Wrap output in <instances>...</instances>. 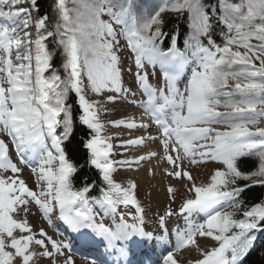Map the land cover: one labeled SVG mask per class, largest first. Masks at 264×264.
Masks as SVG:
<instances>
[{"label":"snow or ice","instance_id":"6c2138e0","mask_svg":"<svg viewBox=\"0 0 264 264\" xmlns=\"http://www.w3.org/2000/svg\"><path fill=\"white\" fill-rule=\"evenodd\" d=\"M120 102L140 120L102 118ZM145 165L165 178L155 228L136 179H117ZM257 186L264 0H0V264H243L264 235Z\"/></svg>","mask_w":264,"mask_h":264},{"label":"rangeland","instance_id":"374dc122","mask_svg":"<svg viewBox=\"0 0 264 264\" xmlns=\"http://www.w3.org/2000/svg\"><path fill=\"white\" fill-rule=\"evenodd\" d=\"M123 43V41H122ZM127 55V53L125 54ZM130 61L129 60H125V64L127 65ZM150 79L152 80L153 83H158L159 82V72H157V75L155 78L150 77ZM125 82L129 85L132 86V77L129 74H125ZM183 83H186L185 81H182L181 86L183 87ZM137 110V111H136ZM139 110V111H138ZM142 109L137 108L136 106L130 104V103H126V102H120L117 103L115 105V111L103 116V119H119L122 117H135L137 120L141 117V111ZM131 115V116H130ZM117 130L116 129H112L111 132L115 133ZM124 136L125 138H127L128 136V130L126 131V129H120L119 130ZM139 133V134H138ZM153 133L155 134V130L153 129ZM138 135H142V132H138ZM118 143V141H117ZM216 165L209 163L208 165L201 167L200 169L197 170V175L200 176L201 178H203L206 174V171L208 169H211L213 167H215ZM146 165L141 168L139 171H121L119 176L117 177V179H121L124 177H131L136 179L137 183L139 184V198L143 201V203L147 206V205H151L150 208H146V211L148 212V216L146 217L147 221H148V225L150 228H155L156 227V217L154 215V213L157 211L158 208H162L163 204H164V199H165V193H164V184H165V178L161 175V177L163 178V193H162V197H164V199L162 201L160 200H156L154 196L151 197V195L149 196L148 193H150V186L147 185L145 186L144 184V180H145V173H146ZM145 169V171H144ZM142 172V173H141ZM143 174V176H142ZM25 178L28 180V182L31 184L32 183V176H31V172L25 170ZM29 178V179H28ZM30 180V181H29ZM161 202V203H160ZM177 203H179V201H177ZM31 222L34 226H39V227H44L46 231L49 232L50 235H53L54 238L59 239L61 237V235H57V230H56V226H54V219H56V215H53V224H49L46 220H44L41 215L39 213H36V215L32 216L31 218ZM175 222H181L182 221H170V227L173 226V224ZM46 225V226H45ZM185 255H194V254H190V253H185ZM77 264H88L87 261L85 260H80V259H76ZM41 264H47V261L42 260Z\"/></svg>","mask_w":264,"mask_h":264},{"label":"trees","instance_id":"16d2710c","mask_svg":"<svg viewBox=\"0 0 264 264\" xmlns=\"http://www.w3.org/2000/svg\"><path fill=\"white\" fill-rule=\"evenodd\" d=\"M48 3L49 0H41L42 11L47 9ZM185 32H187V29L183 25H181L182 39ZM85 131V129L78 126L76 130V136L74 137L72 144L69 145V149L73 154V158L81 163L84 161L86 156V153L80 144V140L84 137ZM254 166L255 162L251 160L243 161L241 163L242 169L246 171L251 170ZM80 175H87L90 179L96 178L95 170H89L87 168H85ZM77 182H79V180ZM245 197L250 201H258L261 197H264V187L257 186L252 188L249 192L245 193ZM243 264H264V235H260L258 237V240L255 242L254 248L245 258Z\"/></svg>","mask_w":264,"mask_h":264},{"label":"bare ground","instance_id":"6f19581e","mask_svg":"<svg viewBox=\"0 0 264 264\" xmlns=\"http://www.w3.org/2000/svg\"><path fill=\"white\" fill-rule=\"evenodd\" d=\"M137 111V110H136ZM139 111V110H138ZM141 111V110H140ZM142 112V111H141ZM140 112V113H141ZM131 116V115H130ZM126 117V116H125ZM132 117V116H131ZM141 118V117H140ZM140 118L138 119V121L140 120ZM147 118L145 117V120ZM127 131V130H126ZM139 134V133H138ZM137 134V131H133L132 132V135L133 136H138ZM144 134V133H142ZM154 134V133H153ZM146 173H145V180H144V184L145 186L149 185L151 188H150V194H151V197L154 196L156 197L155 199L157 200H160L162 201L164 199V197H162V193H163V178L161 177V175H156V176H151L149 175L148 173V166L146 165ZM145 171V169H144ZM142 173V172H141ZM143 176V174H142ZM29 179V178H28ZM30 181V180H29ZM164 202H165V199H164ZM161 203V202H160ZM37 226V225H36ZM46 226V225H45Z\"/></svg>","mask_w":264,"mask_h":264}]
</instances>
